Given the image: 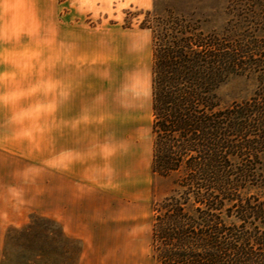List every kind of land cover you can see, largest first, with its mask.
Masks as SVG:
<instances>
[{"label": "rangeland", "instance_id": "rangeland-1", "mask_svg": "<svg viewBox=\"0 0 264 264\" xmlns=\"http://www.w3.org/2000/svg\"><path fill=\"white\" fill-rule=\"evenodd\" d=\"M229 2L45 0L34 15L29 10V18L20 17L18 3L10 2L8 16L0 17V31L7 30L0 32V57L5 56V43L18 49L14 53L29 45L32 58L38 56L39 48L51 51L53 26L59 22L62 57L68 56L72 27V36L78 41L85 36L86 54L93 73L99 66L105 96L113 101L120 99L123 91L124 96L133 95V100L124 104H111L110 112L103 115V125H152V34L141 28L142 22L151 18L147 12L158 16L171 12L196 21L204 32L220 33L232 16ZM20 84L0 82V264H156L150 247L152 205L170 194L174 176L152 173L149 193L138 204L118 205L116 210L107 205L105 225L98 234L93 229L92 242L82 259L81 241L66 239L52 219V115L42 112L48 99L33 80L23 92ZM256 87L254 76H230L218 90L221 106L248 100Z\"/></svg>", "mask_w": 264, "mask_h": 264}, {"label": "trees", "instance_id": "trees-1", "mask_svg": "<svg viewBox=\"0 0 264 264\" xmlns=\"http://www.w3.org/2000/svg\"><path fill=\"white\" fill-rule=\"evenodd\" d=\"M220 33L150 15L153 174L174 176L155 202L156 264H264V0H230ZM252 97L221 106L230 76ZM66 239L69 240L68 237Z\"/></svg>", "mask_w": 264, "mask_h": 264}, {"label": "crops", "instance_id": "crops-1", "mask_svg": "<svg viewBox=\"0 0 264 264\" xmlns=\"http://www.w3.org/2000/svg\"><path fill=\"white\" fill-rule=\"evenodd\" d=\"M10 2L18 3L20 17L29 18V10L34 15L45 0H0V17L8 16ZM73 30L69 27L68 56L63 57L60 22L53 26L51 53L39 48L38 56L32 58L29 45L14 53L18 49L5 43L0 82L21 83L23 92L29 90L33 80L43 91L42 97L48 99L42 112L52 115V219L68 238L81 241L84 259L93 229L98 234L105 225L107 205L116 210L118 205H135L147 197L153 140L152 125H103V115L110 112V105L124 104L133 100V95L124 96L123 91L120 99L113 101L105 96L99 66L93 73L87 57L85 36L78 41L72 36ZM145 60H149L147 52ZM150 94L148 89V104Z\"/></svg>", "mask_w": 264, "mask_h": 264}]
</instances>
